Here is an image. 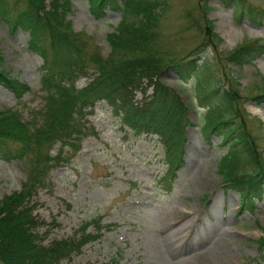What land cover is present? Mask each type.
Masks as SVG:
<instances>
[{
    "label": "rangeland",
    "instance_id": "rangeland-1",
    "mask_svg": "<svg viewBox=\"0 0 264 264\" xmlns=\"http://www.w3.org/2000/svg\"><path fill=\"white\" fill-rule=\"evenodd\" d=\"M203 1L167 0L158 25L161 37L177 54L201 39L193 20L202 25ZM245 1L264 7V0ZM206 2V16L220 37L219 50L233 48L244 37L264 39V27L244 15H235L233 2ZM65 18L74 30L89 37V46L95 44L106 55L109 47L105 34L119 19L118 11L108 8L102 15H95L87 0H71ZM27 38L25 30H11L0 18V66L29 86L17 99L0 84V109L12 107L24 121L41 107L43 94L39 84L42 59L28 47ZM200 46L201 59L212 55L211 46ZM231 67L244 96L241 104L247 112V127L264 157V101L248 97L259 91L256 85L264 77V52L239 68ZM93 75L92 68L86 69L76 77L74 86L85 85ZM161 78L188 106L190 123L185 127L182 163L163 184L161 175L166 164L156 135H134L104 100L86 107L81 118L86 134L80 137L78 149L68 153L67 145L61 147L59 160H51L52 166L28 203L41 244L71 237L84 221H90L85 231L95 232L91 220L97 216L99 235L53 264H105L116 251L121 253L116 264H252L251 258L258 255L255 240L264 235V199L255 200L251 208H239L237 193L220 180L216 163L225 145L215 133L204 134V106L199 104V92L194 87L196 77L182 81L172 70H165ZM140 96L135 91L134 98ZM8 146L12 148L10 143ZM58 149L56 141L50 155L55 156ZM24 168L23 160L0 157V198L20 188L25 180Z\"/></svg>",
    "mask_w": 264,
    "mask_h": 264
},
{
    "label": "trees",
    "instance_id": "trees-1",
    "mask_svg": "<svg viewBox=\"0 0 264 264\" xmlns=\"http://www.w3.org/2000/svg\"><path fill=\"white\" fill-rule=\"evenodd\" d=\"M87 1L95 15L108 8L119 12L115 26L105 34L106 55L95 44L89 46V37L74 30L65 18L71 0H0V18L11 30L27 31L28 47L42 59L39 84L43 92L41 107L27 121L12 107L0 109V157L23 160L25 166L20 188L0 198V264H53L98 237L100 216L91 220L95 232L85 231L90 221H84L71 237L41 244L28 203L52 166L51 160H59L61 147L68 145L70 153L78 149L80 137L86 134L83 110L96 100L104 99L134 135L156 134L166 164L161 180L169 182L182 163L185 127L190 121L179 92L161 78L165 70H172L182 81L196 77L194 87L199 104L204 106L202 129L205 135L215 133L225 145L216 163L217 172L226 188L237 193L239 207L251 208L256 199L264 198V157L247 127V112L241 104L244 96L231 67L239 68L264 52V39L244 37L233 48L219 50L220 37L212 30V20L206 16L209 4L204 0L202 25L193 20L201 39L177 54L161 37L158 25L167 0ZM219 1L224 5L233 2L235 15L264 27V7L244 4L245 0ZM200 45L211 46L212 55L201 59ZM88 68L93 69V77L76 88L74 80ZM260 78L259 91L248 95L258 102L264 101V77ZM0 84L16 98L29 90L27 83L9 76L1 66ZM135 91L141 93L139 99L134 98ZM56 141L59 149L53 156L49 149ZM165 189L169 188L165 185ZM205 198L206 194L202 195ZM256 244L258 255L252 263L264 264V235L256 238ZM120 254L114 252L105 264H116Z\"/></svg>",
    "mask_w": 264,
    "mask_h": 264
},
{
    "label": "bare ground",
    "instance_id": "bare-ground-1",
    "mask_svg": "<svg viewBox=\"0 0 264 264\" xmlns=\"http://www.w3.org/2000/svg\"><path fill=\"white\" fill-rule=\"evenodd\" d=\"M217 225H218V224H217ZM220 226H221V225H220ZM226 227H227V226H226ZM221 228H222V227H221ZM219 231H220V230H219ZM166 234H167V233H166ZM166 234H165V235H166ZM169 234H170V233H169ZM165 235H164V236H165ZM175 235H176V234H175ZM175 235H174V236H175ZM230 235H232V234H230ZM168 236H169V235H168ZM217 236H218V235H217ZM233 236H234V235H233ZM177 238H178V237H177ZM175 239H176V236H175ZM212 239H213V238H212ZM169 240H170V239H169ZM171 240H172V239H171ZM179 241H181V240L178 239V242H179ZM212 241H213V240H212ZM174 242H175V240H174ZM215 242H216V241H215ZM175 243H176V242H175ZM210 244H211V243H210ZM218 244H219V243H218ZM171 245H172V244H171ZM167 248H168V247H167ZM212 248H213V247H212ZM177 249H178V248H177ZM177 249H176V250H177ZM159 250H160V249H159ZM170 251H171V249H170ZM161 252H162V251H161ZM166 252H167V250H166ZM207 252H208V251H207ZM155 253H156V252H155ZM159 253H160V252H159ZM172 253H173V252H172ZM167 254H168V253H167ZM170 254H171V253H170ZM158 255H159V254H158ZM173 255H174V254H173ZM173 257H174V256H173ZM168 259H169V258H168ZM171 260H172V259H171ZM176 260H177V259H176ZM168 261H169V260H168ZM178 261H179V259H178ZM190 262H192V261H190ZM175 263H176V261H175ZM169 264H170V262H169ZM171 264H172V263H171ZM188 264H189V263H188Z\"/></svg>",
    "mask_w": 264,
    "mask_h": 264
}]
</instances>
